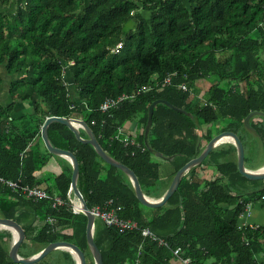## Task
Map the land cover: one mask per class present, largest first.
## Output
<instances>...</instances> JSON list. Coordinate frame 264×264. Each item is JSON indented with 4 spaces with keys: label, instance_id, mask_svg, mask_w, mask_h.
<instances>
[{
    "label": "trees",
    "instance_id": "1",
    "mask_svg": "<svg viewBox=\"0 0 264 264\" xmlns=\"http://www.w3.org/2000/svg\"><path fill=\"white\" fill-rule=\"evenodd\" d=\"M13 4L12 11L1 10ZM263 21L264 0H0V92L5 91L4 79L11 76L3 93L13 99L3 104L0 95V175L38 185L33 173L53 154L29 144L39 137L44 119L54 115L83 120L103 150L132 169L142 191L154 199L210 139L202 125L234 132L243 146L246 134L254 132L264 152V119L249 121V127L244 124L249 112H264ZM119 42L118 52L111 51ZM171 73L175 76L170 84L160 87ZM203 80L209 82L204 105L194 104L190 94L177 87L182 82L193 87ZM139 86L149 89L133 95ZM120 94L130 97L106 112L99 110L104 98ZM156 99L183 111L156 103L145 144L148 107ZM17 101L28 102L30 109L13 117ZM133 121L140 128L133 135L137 146L115 138L119 127ZM79 132L86 137L84 130ZM47 135L54 147L77 158V187L88 208L112 200L120 207L119 217L148 227L167 242L158 246L139 230L119 232L95 224L94 241L103 264H134L136 259L138 264H171L176 247L192 264H257L251 243L264 241V228H238L236 220L248 203L246 196L264 206V180L238 172L233 144L212 149L183 176L165 204L147 207L136 198L128 177L104 162L90 144L77 140L69 127L52 122ZM161 161L170 165L168 179ZM207 165L217 169L212 180L196 174ZM70 176L71 171L61 173L44 187L50 196L65 200L57 208L50 199L30 202L0 187V217L14 220L25 232L21 256L65 240L89 258L86 217L72 212L67 197ZM255 187L259 188L249 190ZM36 216H52L56 228L45 223L36 230ZM60 227L73 232L60 234ZM11 242L12 233L1 230L0 264H17L8 255ZM53 252L63 257L55 264H74L64 250H54L33 264H46Z\"/></svg>",
    "mask_w": 264,
    "mask_h": 264
},
{
    "label": "water",
    "instance_id": "2",
    "mask_svg": "<svg viewBox=\"0 0 264 264\" xmlns=\"http://www.w3.org/2000/svg\"><path fill=\"white\" fill-rule=\"evenodd\" d=\"M164 103L167 106H169L172 110L177 112H182L183 109L178 108L168 101L164 99H156L148 107V116H147V123L144 128V141L146 142V136L149 130V126L151 124L152 119V113L153 108L156 103ZM260 114L264 116V113L262 112H250L248 113L244 118V124L246 126H249V119L252 115ZM52 122H60L67 127H69L75 134V137L77 140L83 143L90 144L97 155L106 163L120 169L130 180V183L132 185V188L134 190L136 198L139 200L141 204L147 207H160L171 197V195L177 190L178 185L183 178V176L194 166L201 163L209 154V152L214 149L219 144L226 142L222 141V137L229 136L230 140H227V142L232 143L235 146L236 149V157H237V170L238 172L243 175L245 178L251 179V180H264V165L261 166L258 169L251 170L248 169L245 166V154H244V146L239 137L231 131H221L218 134L214 135L204 148L201 150V152L194 158L187 161L183 166H181L174 174L170 184L166 188V190L163 192V194L159 198H151L147 196L141 189L140 183L138 181V178L136 174L133 172L132 169H130L125 164L115 160L113 157L108 155L101 145L99 144L97 138L95 137L94 133L92 132L91 128L83 121L77 118L72 117H64V116H47L44 119L43 124L40 127V138L42 141L43 146L46 148V150L54 155L61 156L65 158L71 166V176H70V187L69 192H72L73 196L78 202L79 209L78 211L81 212L86 216V242L89 248V251L91 253V256L94 260L95 264H103L102 262V254L97 247L94 238V225H95V218L90 212L88 206L86 205V202L79 191L77 187V180H78V173H79V166L78 161L75 155L65 149L54 147L47 135V127ZM82 129L86 132V137H82L79 130ZM8 228L12 231L13 239L9 248L8 255L10 259L17 264H33L37 261L41 260L43 257H45L48 253L51 251L57 250V249H64L72 254L74 259L76 260V264H86V257L84 252L74 243L68 242L65 240H56L53 242H50L45 247H43L38 252L29 255V256H21L19 254V248L22 243V241L25 238V232L21 225H19L17 222L10 218H3L0 217V228Z\"/></svg>",
    "mask_w": 264,
    "mask_h": 264
},
{
    "label": "crops",
    "instance_id": "3",
    "mask_svg": "<svg viewBox=\"0 0 264 264\" xmlns=\"http://www.w3.org/2000/svg\"><path fill=\"white\" fill-rule=\"evenodd\" d=\"M198 82H200V81H198ZM198 82H196L194 84L192 89L194 91V94L198 95L197 97L199 98L200 97L199 95H201V91L197 92V84H200ZM205 82H207V81L205 80ZM208 84H209V82H208ZM207 89H208V86H207L206 90ZM5 97H7V96H1V101ZM72 97L76 98V96H72ZM202 98L205 99V96H202ZM190 99L192 100V102L194 104L197 103V102H195L194 98H190ZM11 102H12V100L8 101L7 99H5V102H3V104H9ZM24 103L25 102L21 103V102H18V101L15 103V108H14V110L12 112V116L13 117L19 116L23 112H25V111L30 109V105H29L28 102H27V104H25L26 107L24 109H22V106L24 105ZM124 127L127 130H129V132L131 134L138 133L139 130H140L139 126L137 125V123L135 121L130 122L129 124L125 125ZM201 129H202V131H204L206 133L208 131H210V134H211L210 139L214 135L219 133V131L217 133H214L213 129H215V128H213V126L210 125V124L202 125ZM202 140L203 139H201V141ZM207 142H208V140L207 141H205V140L203 141V148H204V146L206 145ZM35 144L39 145L40 150L46 149L43 146V144H42V141H41V138H40V132H39V137L34 139L29 145L31 147H33ZM227 144H232V143L226 141V142H223V143L219 144L218 146L227 145ZM259 149L263 151L262 141L260 140V138H258L257 135L254 132H250V133L246 134V145L244 146V153H246V151L248 153L249 163L251 164V166H253V167L250 166L251 169H254V168H257V167L260 168L262 165H264V157L261 158L260 156H256L254 154H249L251 151L257 152ZM162 167H163V177L167 178V175H169V171H170V165L167 164V163H163ZM250 168H248V169H250ZM70 171H71L70 163L65 158L53 154V155L48 157L46 163H44L41 166H38V168L36 169V171L33 174L37 178V180L39 181L38 186H40V183L44 180L45 177L52 176V175L55 177V176H58L61 173L69 174ZM196 174H197L198 178H200L202 180H209L211 178H215L217 176L218 172H217V169H216V167L214 165H207L206 167H201L200 169H198ZM171 180H170V182H171ZM167 182H168V180H167ZM256 185H258V184H256ZM42 188H44V187H42ZM257 188H259V187H255V189L251 188L249 190L253 191V190H256ZM70 194L73 196L72 192H69V190H68L67 197H70L71 196ZM245 201L246 202H250L251 201L249 214L244 216L243 218H240V217L237 218L236 226L238 228H243L245 225H249V226H260V227L264 228V206L261 204L260 201H258V200L254 201L252 198H250V195L245 197ZM72 212H73V210H72ZM73 213L79 214V213H76V212H73ZM95 220L99 221L100 224L101 223L103 224V222L101 220H99V219H95ZM45 223H46V220H45L44 216L43 217L42 216L41 217L38 216L37 218H35L34 227H36V230L41 229V227L44 226ZM59 232H60V234L69 235V234H72L73 231H72L71 227H60ZM93 238H94V233H93ZM12 239H13V234H12ZM101 244L103 246H105L104 243H101ZM10 245H11V243H10ZM251 245H252V250L254 252V257H255L256 263L257 264H264V241H262V240L254 241V242L251 243ZM9 248H10V246H9ZM60 250H63V249H57V251L59 253H60ZM88 250H89V248H88ZM64 251H66V250H64ZM56 258H60L59 261L63 260L62 259L63 257L61 258L60 254H59V257L53 256V258L51 260L47 261L46 264H55ZM72 259L74 260V264H76V260L74 259L73 256H72ZM86 261L90 262V264H95L94 260H93V258L91 256V253H90L89 258L86 259ZM171 264H180V262L175 260V259H173Z\"/></svg>",
    "mask_w": 264,
    "mask_h": 264
},
{
    "label": "built area",
    "instance_id": "4",
    "mask_svg": "<svg viewBox=\"0 0 264 264\" xmlns=\"http://www.w3.org/2000/svg\"><path fill=\"white\" fill-rule=\"evenodd\" d=\"M263 24H264V21H263ZM121 45H122L121 42L117 43L111 48V51L118 52ZM173 76H175V73L167 74L163 78L162 84H159V86L163 87L166 84H170L171 78ZM177 87L183 92H188L191 98H194L197 102H201L203 105L207 103L205 99L198 98L196 94H194L192 87H190L188 84L182 82V83H179ZM147 89H149V86H139L133 92V95L140 94L141 92ZM128 97L130 96H128L127 94H120L116 97H106L99 104L98 108L102 112H106L110 110L111 108L119 106L122 103V101ZM208 103L210 104V102ZM74 106H75L74 104L70 105L71 108H73ZM92 123L94 122L92 121ZM115 138L121 139L125 145L129 144V145L137 146V142L134 140L133 134H131L129 130H127L124 126L118 128ZM143 149L144 148L142 147V150ZM0 187H2L3 189H8L11 194L13 193L18 196H21L23 199H25L26 201H30V202H37L41 199H50L51 206L53 208H57L59 206L66 204L63 198L59 197L58 195L50 196L44 188L38 185L21 184L19 180L6 179L2 177L1 175H0ZM68 199H69L70 207L73 210V212H76V213L79 212L78 210L75 209L76 203L72 201L70 197ZM250 204H251V201L245 205L244 211L239 215L240 218H243L244 216L249 214ZM119 210H120L119 206L112 205V200H107L102 205H98V204L93 205L90 208V212L92 213L94 218L101 220L103 224L106 226L115 227L117 228L119 232H129V231L139 230L140 234L143 237H146L150 239L151 241L156 242L158 246H167L166 240L162 237L157 236L148 227H139L136 221L132 219L119 217L118 216ZM45 220H46V224L49 225V228H51V230H54L56 228L55 219L52 216L45 217ZM140 251L141 250L139 246L137 249V256L139 255ZM172 254H173L174 259L179 261L180 264H192L191 259L189 257L182 256L180 247L173 248ZM134 264H138V259H136V262Z\"/></svg>",
    "mask_w": 264,
    "mask_h": 264
},
{
    "label": "rangeland",
    "instance_id": "5",
    "mask_svg": "<svg viewBox=\"0 0 264 264\" xmlns=\"http://www.w3.org/2000/svg\"><path fill=\"white\" fill-rule=\"evenodd\" d=\"M14 4L13 5H10L8 8H3V9H1V10H7V11H12L13 9H14ZM11 79V76H8L7 78H5L4 79V82H3V85H2V88L6 91V89H7V85H8V82H9V80ZM198 83H200V84H197V92L198 91H201V95H200V97L199 98H202V96H204V93H205V90H206V88H207V86H208V82H205V81H201V82H198ZM70 88V90L71 91H74L73 89V87H72V85L69 87ZM193 88V87H192ZM2 89V90H3ZM193 90V89H192ZM5 91H3L4 93H5ZM3 92H0V95L1 96H7V97H5L4 99H2V102H5V99H7L8 101H13V99H12V97L11 96H8V95H4V93ZM196 96H198V95H196ZM195 102H197L196 100H195ZM25 104H27V102H25L24 103V105L22 106V109H24L26 106H25ZM213 132L214 133H217L218 132V130H213ZM134 135V134H133ZM246 154H248L247 153V151H246ZM249 154H254V155H256V156H260L261 158H263L264 157V152L262 151V150H258L257 152H255V151H251ZM162 162V161H161ZM163 163V162H162ZM53 178H54V176L52 175V176H48V177H45L44 178V180L40 183V186L41 187H45L46 185H48V184H50L51 183V181H53ZM168 178V177H167ZM170 184V183H169ZM168 184V185H169ZM95 224H97V225H99L100 224V222L99 221H97V220H95ZM52 252V251H51ZM51 252L50 253H48V254H51ZM47 254V255H48ZM46 255V256H47ZM56 256V257H59L58 256V254L56 253L55 254V252H53L52 253V255L50 256H48L47 257V259L46 260H48V259H50V258H52V256Z\"/></svg>",
    "mask_w": 264,
    "mask_h": 264
},
{
    "label": "flooded vegetation",
    "instance_id": "6",
    "mask_svg": "<svg viewBox=\"0 0 264 264\" xmlns=\"http://www.w3.org/2000/svg\"><path fill=\"white\" fill-rule=\"evenodd\" d=\"M251 112H261V111H251ZM249 113H250V112H249ZM262 113H264V112H262ZM263 119H264V116H263V115L256 114V115H252V116L250 117L249 121H252V122H254V123H258V122L263 121ZM247 127H249V126H247ZM262 166H263V165H262ZM212 179H214V178H211V179H209V180H212Z\"/></svg>",
    "mask_w": 264,
    "mask_h": 264
},
{
    "label": "clouds",
    "instance_id": "7",
    "mask_svg": "<svg viewBox=\"0 0 264 264\" xmlns=\"http://www.w3.org/2000/svg\"><path fill=\"white\" fill-rule=\"evenodd\" d=\"M198 103V102H197ZM69 194V193H68ZM71 195V194H70ZM74 196H70V198L72 199V201H74L75 203H76V205L78 204V202H77V200L75 199V197L73 198ZM69 198V197H68ZM89 210H90V208H89ZM77 213H81V212H77ZM95 226V225H94ZM4 229H7V230H9L10 232H12L10 229H8V228H4V227H1L0 228V231L1 230H4ZM64 250V249H63ZM70 253V252H69ZM71 254V253H70ZM72 255V254H71Z\"/></svg>",
    "mask_w": 264,
    "mask_h": 264
},
{
    "label": "bare ground",
    "instance_id": "8",
    "mask_svg": "<svg viewBox=\"0 0 264 264\" xmlns=\"http://www.w3.org/2000/svg\"><path fill=\"white\" fill-rule=\"evenodd\" d=\"M221 140L223 141H227V140H230V137L229 136H226V137H222ZM75 209L78 210L79 209V206L78 205H75ZM9 234V233H8ZM4 240V239H3Z\"/></svg>",
    "mask_w": 264,
    "mask_h": 264
}]
</instances>
